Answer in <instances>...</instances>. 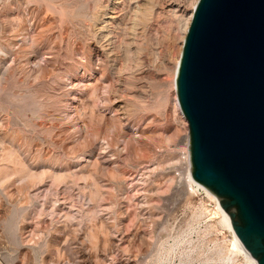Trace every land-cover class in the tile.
I'll return each instance as SVG.
<instances>
[{
  "label": "rangeland",
  "instance_id": "1",
  "mask_svg": "<svg viewBox=\"0 0 264 264\" xmlns=\"http://www.w3.org/2000/svg\"><path fill=\"white\" fill-rule=\"evenodd\" d=\"M195 1L0 0V264H249L184 180Z\"/></svg>",
  "mask_w": 264,
  "mask_h": 264
},
{
  "label": "water",
  "instance_id": "2",
  "mask_svg": "<svg viewBox=\"0 0 264 264\" xmlns=\"http://www.w3.org/2000/svg\"><path fill=\"white\" fill-rule=\"evenodd\" d=\"M176 93L193 180L264 264V0H198Z\"/></svg>",
  "mask_w": 264,
  "mask_h": 264
},
{
  "label": "bare ground",
  "instance_id": "3",
  "mask_svg": "<svg viewBox=\"0 0 264 264\" xmlns=\"http://www.w3.org/2000/svg\"><path fill=\"white\" fill-rule=\"evenodd\" d=\"M198 3V0L195 1V3L193 4L192 8H191V12L190 15L188 17V20H192L193 17V12L194 9L196 7ZM48 8V7H47ZM111 12V11H110ZM108 20H114L117 18V15L115 14V12H111L108 16H107ZM189 25V24H188ZM106 51V50H105ZM180 60V58H179ZM179 60L177 61L174 70H173V76H172V83H173V88L176 91V77H177V72H178V64H179ZM36 64V63H35ZM46 64V63H45ZM38 66V65H36ZM29 69V68H28ZM46 70V69H45ZM33 71V70H32ZM176 108H178V110L180 111V108L178 106V102L175 103ZM181 112V111H180ZM182 114V113H181ZM183 116V115H181ZM184 118V117H183ZM185 182L186 184L189 186L188 188L190 190H203L205 191V193L212 198V200L215 201V209H214V213L218 215V217L220 218V221L222 222V224L226 227V229H228L231 234H232V240H231V251L232 254L234 255H239L241 256L246 262H248L249 264H258L257 259L241 244V242L239 241V239L237 238V236L234 233L233 230V226L230 220V217L228 215L227 212H225L219 205V202L217 201L216 197L209 191L207 190L205 187H203L202 185H200L199 183L195 182L192 178V174H191V165H190V161L187 162L186 165V170H185ZM194 191V192H195ZM229 252V251H228ZM231 254V253H230ZM233 255V256H234ZM230 256V255H229Z\"/></svg>",
  "mask_w": 264,
  "mask_h": 264
},
{
  "label": "built area",
  "instance_id": "4",
  "mask_svg": "<svg viewBox=\"0 0 264 264\" xmlns=\"http://www.w3.org/2000/svg\"><path fill=\"white\" fill-rule=\"evenodd\" d=\"M186 122V121H185ZM187 125V123H186ZM190 161L189 157V142H188V130H187V139L185 141V150L181 153V162L187 165V162Z\"/></svg>",
  "mask_w": 264,
  "mask_h": 264
}]
</instances>
